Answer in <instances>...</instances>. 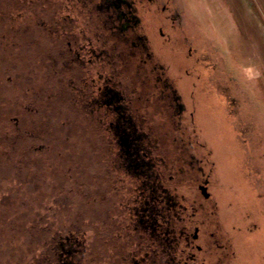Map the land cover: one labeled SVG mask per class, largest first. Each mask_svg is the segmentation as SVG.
<instances>
[{
  "label": "flooded vegetation",
  "instance_id": "obj_1",
  "mask_svg": "<svg viewBox=\"0 0 264 264\" xmlns=\"http://www.w3.org/2000/svg\"><path fill=\"white\" fill-rule=\"evenodd\" d=\"M189 3L0 0V264H245L193 121ZM225 62L209 80L231 112Z\"/></svg>",
  "mask_w": 264,
  "mask_h": 264
},
{
  "label": "rangeland",
  "instance_id": "obj_2",
  "mask_svg": "<svg viewBox=\"0 0 264 264\" xmlns=\"http://www.w3.org/2000/svg\"><path fill=\"white\" fill-rule=\"evenodd\" d=\"M189 1L190 8L198 10L202 17L199 22L192 17L190 22L206 58L203 69L199 70L205 84L199 83L204 86L190 106L195 110L194 125L201 127L211 142L208 148L213 150L215 161L211 190L219 200L228 227L246 230L242 233L245 264H264V0ZM223 57L241 82L239 86L230 84L229 95L238 101L233 104L232 100L231 112L223 92L227 89L222 85L216 88L209 80L212 71L208 67L211 69L219 63L217 77L223 74ZM243 126L250 127L254 133L251 151L236 131ZM57 164L59 171L63 168L61 160ZM251 169L259 174L251 176ZM54 195L45 196L43 202L48 200V205L55 206ZM22 196L16 194V201ZM21 211L17 207L16 215Z\"/></svg>",
  "mask_w": 264,
  "mask_h": 264
}]
</instances>
